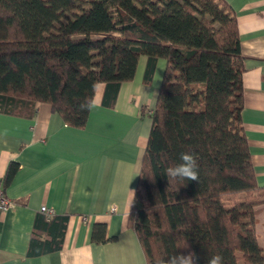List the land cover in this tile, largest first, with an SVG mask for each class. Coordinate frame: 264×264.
<instances>
[{
    "label": "trees",
    "instance_id": "1",
    "mask_svg": "<svg viewBox=\"0 0 264 264\" xmlns=\"http://www.w3.org/2000/svg\"><path fill=\"white\" fill-rule=\"evenodd\" d=\"M140 56L145 82L165 61L128 214L146 264L190 251L196 264L216 254L223 264H264L256 232L264 188L242 125V54L228 2L0 0V112L29 114L45 102L82 127L90 111L80 103L103 84L102 104L112 106ZM181 152L198 158L199 182H168L164 170ZM66 222L36 219L27 255L60 249ZM91 239L105 241L103 224Z\"/></svg>",
    "mask_w": 264,
    "mask_h": 264
},
{
    "label": "crops",
    "instance_id": "2",
    "mask_svg": "<svg viewBox=\"0 0 264 264\" xmlns=\"http://www.w3.org/2000/svg\"><path fill=\"white\" fill-rule=\"evenodd\" d=\"M226 1L240 38L242 125L256 181L264 188V0ZM146 61L139 57L133 79L121 84L112 106L102 104L104 85L96 87V107L82 127L67 124L45 102L29 114L0 112V188L15 202L0 211V264H146L128 214L165 68L158 60L145 82ZM43 206L53 217H67L61 248L29 257L36 219L52 217ZM95 224L105 226L104 242L92 241ZM256 232L264 246V205Z\"/></svg>",
    "mask_w": 264,
    "mask_h": 264
},
{
    "label": "clouds",
    "instance_id": "3",
    "mask_svg": "<svg viewBox=\"0 0 264 264\" xmlns=\"http://www.w3.org/2000/svg\"><path fill=\"white\" fill-rule=\"evenodd\" d=\"M96 107L94 99L85 98L83 102L80 103L79 109L81 111H91ZM180 162L167 167L164 170V175L167 176L168 182L179 181L183 183L184 181H198L199 182V165L198 158L194 153L181 152L179 154ZM133 202L129 204V214L130 208ZM128 235V234H127ZM188 245L185 247L187 248ZM197 257L194 252H188L185 254H171L160 258L155 262V264H196ZM207 264H223V257L220 254H216L207 259Z\"/></svg>",
    "mask_w": 264,
    "mask_h": 264
},
{
    "label": "built area",
    "instance_id": "4",
    "mask_svg": "<svg viewBox=\"0 0 264 264\" xmlns=\"http://www.w3.org/2000/svg\"><path fill=\"white\" fill-rule=\"evenodd\" d=\"M15 206V202L10 199L5 192L0 188V211H7ZM40 210L46 214L47 217H51L54 213L52 209H48L45 206L41 207ZM112 208L111 211H114ZM85 218V217H84Z\"/></svg>",
    "mask_w": 264,
    "mask_h": 264
}]
</instances>
